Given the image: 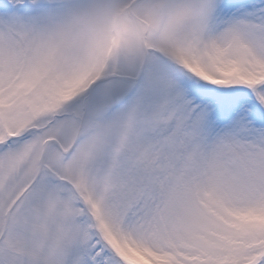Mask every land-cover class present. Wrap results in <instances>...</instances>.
Segmentation results:
<instances>
[{
	"label": "snow or ice",
	"instance_id": "snow-or-ice-1",
	"mask_svg": "<svg viewBox=\"0 0 264 264\" xmlns=\"http://www.w3.org/2000/svg\"><path fill=\"white\" fill-rule=\"evenodd\" d=\"M0 264H264V0H0Z\"/></svg>",
	"mask_w": 264,
	"mask_h": 264
}]
</instances>
